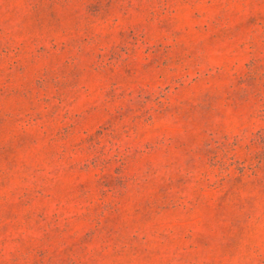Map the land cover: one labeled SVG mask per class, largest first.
Returning <instances> with one entry per match:
<instances>
[{"label":"rangeland","instance_id":"1","mask_svg":"<svg viewBox=\"0 0 264 264\" xmlns=\"http://www.w3.org/2000/svg\"><path fill=\"white\" fill-rule=\"evenodd\" d=\"M0 264H264V0H0Z\"/></svg>","mask_w":264,"mask_h":264}]
</instances>
